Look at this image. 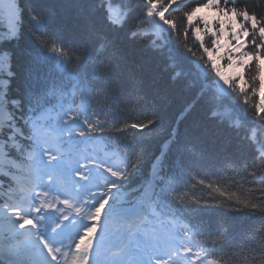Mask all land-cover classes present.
I'll return each instance as SVG.
<instances>
[{
    "label": "snow or ice",
    "instance_id": "6c2138e0",
    "mask_svg": "<svg viewBox=\"0 0 264 264\" xmlns=\"http://www.w3.org/2000/svg\"><path fill=\"white\" fill-rule=\"evenodd\" d=\"M68 6L78 45L49 31L45 0H0V264H264V0ZM157 40L197 78L149 154L162 97L136 57ZM32 45L72 66L71 99L34 74ZM193 103L205 123L182 132ZM215 210L251 223L232 235L202 220Z\"/></svg>",
    "mask_w": 264,
    "mask_h": 264
},
{
    "label": "trees",
    "instance_id": "16d2710c",
    "mask_svg": "<svg viewBox=\"0 0 264 264\" xmlns=\"http://www.w3.org/2000/svg\"><path fill=\"white\" fill-rule=\"evenodd\" d=\"M27 2V0H22ZM45 2L52 9V16L49 23V31L55 33L61 37L62 40L68 45H78L79 38L73 29L75 11L68 5L72 3V0H45ZM194 0H188L189 4H192ZM184 5H182L183 7ZM175 7V5L173 6ZM174 15L176 13H173ZM30 38L26 37V42ZM190 46H193L190 41ZM36 53H39L40 61L34 68V74L39 77L41 82H63L66 86L67 80L62 76L63 71L67 70L70 74L73 71L71 65L67 68L57 64L55 60H45V53L41 51L35 45H32ZM31 50V49H30ZM171 51L174 59L170 62L166 55H169L167 51ZM183 57V62L178 61V55ZM177 57V58H176ZM137 60H140L145 65V70L155 80V87L161 93L162 97V114L163 122L161 129L157 134H153V139L147 145V151L149 154L158 152L161 145L164 144L167 133L163 130L173 125L178 115L182 111L183 106L188 102H193L195 97V90L190 86L197 75H192L191 71H195V63H189L187 61L192 58L188 56L184 51L183 44L176 45L175 43H169L167 41L157 40V47L150 55L146 57L137 56ZM184 62L186 64H184ZM15 71L23 70V61L18 62L15 67ZM175 73H179V76L174 81L172 76ZM19 83V81H17ZM13 90H16V85H13ZM262 92V91H261ZM264 92V91H263ZM241 107H243L241 105ZM141 114L146 109L142 108ZM128 114L123 113L122 119H127ZM205 123L204 112L199 103H193V107L190 113H188L183 122L180 124L181 131L185 129H191L197 125H203ZM211 176V170L207 173L201 172L200 175ZM243 174V173H241ZM207 189H201L196 195H206ZM202 220L210 224L213 228L220 226H227L232 235H239L246 230L251 221L245 219L237 213H223L221 210H215L214 214L206 215L202 217Z\"/></svg>",
    "mask_w": 264,
    "mask_h": 264
},
{
    "label": "rangeland",
    "instance_id": "374dc122",
    "mask_svg": "<svg viewBox=\"0 0 264 264\" xmlns=\"http://www.w3.org/2000/svg\"><path fill=\"white\" fill-rule=\"evenodd\" d=\"M167 53H169V55H166L167 56V58H169V60H170V62L172 61V59H174V57L173 56H170V55H172V53H171V51H167ZM177 58V57H176ZM178 59V61L179 62H183V61H181L179 58H177ZM262 63V65H264V62H261ZM184 64H186L185 62H184ZM227 71V70H226ZM191 73H192V75H194L195 74V76L197 75V68L195 67V71L193 72V71H191ZM261 91L263 92L264 91V88H262L261 89Z\"/></svg>",
    "mask_w": 264,
    "mask_h": 264
}]
</instances>
